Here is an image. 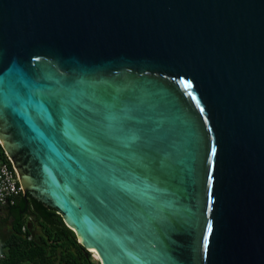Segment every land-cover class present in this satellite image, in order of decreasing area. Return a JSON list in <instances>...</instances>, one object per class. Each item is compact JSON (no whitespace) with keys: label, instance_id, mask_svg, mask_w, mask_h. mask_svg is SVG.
<instances>
[{"label":"water","instance_id":"1","mask_svg":"<svg viewBox=\"0 0 264 264\" xmlns=\"http://www.w3.org/2000/svg\"><path fill=\"white\" fill-rule=\"evenodd\" d=\"M0 145L101 264H264V0H0Z\"/></svg>","mask_w":264,"mask_h":264},{"label":"trees","instance_id":"2","mask_svg":"<svg viewBox=\"0 0 264 264\" xmlns=\"http://www.w3.org/2000/svg\"><path fill=\"white\" fill-rule=\"evenodd\" d=\"M0 160L10 164L1 145ZM4 207L13 219V233L4 244L0 264H101L78 243L74 231L53 208L30 195L25 200L22 194L15 204ZM22 225L26 232L21 231Z\"/></svg>","mask_w":264,"mask_h":264},{"label":"built area","instance_id":"3","mask_svg":"<svg viewBox=\"0 0 264 264\" xmlns=\"http://www.w3.org/2000/svg\"><path fill=\"white\" fill-rule=\"evenodd\" d=\"M21 194L22 189L14 168L8 162L0 160V207L15 204ZM21 231L26 232V225L21 226ZM27 238L30 239L31 234L27 235ZM2 257L3 253L0 250V261Z\"/></svg>","mask_w":264,"mask_h":264},{"label":"crops","instance_id":"4","mask_svg":"<svg viewBox=\"0 0 264 264\" xmlns=\"http://www.w3.org/2000/svg\"><path fill=\"white\" fill-rule=\"evenodd\" d=\"M12 221L13 219L8 214L5 207H0V250L5 251V242L12 235Z\"/></svg>","mask_w":264,"mask_h":264},{"label":"bare ground","instance_id":"5","mask_svg":"<svg viewBox=\"0 0 264 264\" xmlns=\"http://www.w3.org/2000/svg\"><path fill=\"white\" fill-rule=\"evenodd\" d=\"M90 250V249H89ZM91 251V250H90ZM92 254L96 255V257L98 258L97 254H95L94 252L91 251ZM98 260L100 261V259L98 258ZM101 263V261H100Z\"/></svg>","mask_w":264,"mask_h":264},{"label":"snow or ice","instance_id":"6","mask_svg":"<svg viewBox=\"0 0 264 264\" xmlns=\"http://www.w3.org/2000/svg\"><path fill=\"white\" fill-rule=\"evenodd\" d=\"M187 87H190L191 85H186Z\"/></svg>","mask_w":264,"mask_h":264},{"label":"rangeland","instance_id":"7","mask_svg":"<svg viewBox=\"0 0 264 264\" xmlns=\"http://www.w3.org/2000/svg\"><path fill=\"white\" fill-rule=\"evenodd\" d=\"M91 252V251H90ZM94 255V254H93ZM96 257V255H94ZM97 258V257H96Z\"/></svg>","mask_w":264,"mask_h":264}]
</instances>
